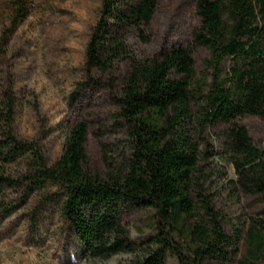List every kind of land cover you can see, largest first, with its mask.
Returning <instances> with one entry per match:
<instances>
[{"label": "trees", "instance_id": "trees-1", "mask_svg": "<svg viewBox=\"0 0 264 264\" xmlns=\"http://www.w3.org/2000/svg\"><path fill=\"white\" fill-rule=\"evenodd\" d=\"M159 1L100 0L85 48L89 77L113 74L119 62H130L113 92L114 122L126 134L128 155L105 175L91 170L89 125L81 119L69 127L60 158L50 164L39 142L16 133L17 100L4 91L0 199L12 187L24 189L27 199L52 195L89 258L127 253L130 264H167L168 255L178 264L226 262L241 230L226 231L224 216L203 191L200 164L217 152L207 131L222 126L224 154L236 174L230 181L234 189L264 196V149L240 123L245 116L264 120V0H195L199 24L193 42L208 50L202 78L193 53L183 46L141 59L130 52L127 33L148 42ZM16 3L17 16L25 18L21 0ZM123 207L153 212L156 232L147 245L132 239ZM12 212L4 209L5 215ZM244 244L237 264H264V215L250 218Z\"/></svg>", "mask_w": 264, "mask_h": 264}, {"label": "rangeland", "instance_id": "rangeland-1", "mask_svg": "<svg viewBox=\"0 0 264 264\" xmlns=\"http://www.w3.org/2000/svg\"><path fill=\"white\" fill-rule=\"evenodd\" d=\"M17 0H0V95L16 97L15 130L20 138L39 142L47 161L56 162L69 127L85 119L88 165L105 175L111 164L128 155L126 134L114 122L113 92L119 90L129 70V60L119 62L113 74L89 77L84 70L85 48L99 18L100 0H21L25 18L18 17ZM199 19L195 0H160L144 42L134 32L126 35L130 52L138 59L173 47L188 48L196 61L197 78L206 75L208 50L196 46L192 33ZM254 142L264 149V120H240ZM222 126L207 131V141L217 151L201 161L200 183L212 205L225 218V229L241 230L237 249L228 261L209 259L207 264H237L245 250V228L253 216L264 215V196L235 190L233 166L224 154ZM41 193L24 197V189L7 188L0 199V264H130L131 255L89 258L59 205ZM197 199V196H195ZM6 206V207H5ZM5 208L13 209L9 215ZM121 216L132 239L147 245L156 232L149 209L122 208ZM167 264H178L168 255Z\"/></svg>", "mask_w": 264, "mask_h": 264}]
</instances>
